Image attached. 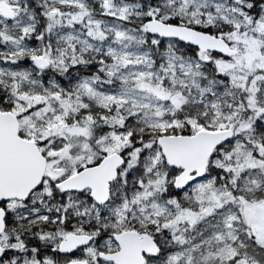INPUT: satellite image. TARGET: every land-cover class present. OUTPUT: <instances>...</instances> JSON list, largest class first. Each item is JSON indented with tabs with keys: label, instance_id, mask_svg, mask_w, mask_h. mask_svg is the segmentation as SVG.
<instances>
[{
	"label": "snow or ice",
	"instance_id": "snow-or-ice-1",
	"mask_svg": "<svg viewBox=\"0 0 264 264\" xmlns=\"http://www.w3.org/2000/svg\"><path fill=\"white\" fill-rule=\"evenodd\" d=\"M0 264H264V0H0Z\"/></svg>",
	"mask_w": 264,
	"mask_h": 264
}]
</instances>
